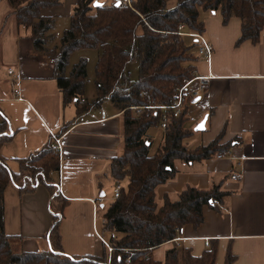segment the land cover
Wrapping results in <instances>:
<instances>
[{"label":"crops","instance_id":"1","mask_svg":"<svg viewBox=\"0 0 264 264\" xmlns=\"http://www.w3.org/2000/svg\"><path fill=\"white\" fill-rule=\"evenodd\" d=\"M124 1L95 2L111 6ZM76 2L62 0L61 5L42 12L43 17L56 20L49 48L60 47ZM176 4L172 0L168 8ZM201 20L214 52L209 62L199 59L196 63V76L208 78L209 86L200 101L193 102V115L199 120L197 125L206 116L208 120L206 129L194 131L187 145L190 149L208 146L222 134L220 144L230 143L229 152L201 162L176 161L178 172L156 189V201L161 207L166 196L175 202L188 187L207 191L220 184L229 196L223 204L213 203L219 209L204 207L199 227L185 226L174 241L153 249L151 255L160 261L168 250L178 247L199 257L217 245L216 264H225L229 253L235 257L233 264H264V33L257 44L237 45L242 35L239 18L224 24L221 12L216 11L202 12ZM186 38L190 45L195 43L194 38ZM52 61L36 48L24 28H18L10 3L0 1V119L6 117L7 131L14 133L0 153L9 169L18 173L19 160L43 148L72 122L60 137L59 190L68 200L59 226L63 250L79 258L107 252L111 262V234L104 231L99 218L112 202L104 190L114 185L110 165L123 153V112L111 101L80 115L74 103L64 106ZM16 83L20 96L15 94ZM233 174L241 180H232ZM100 198L105 202L97 203ZM4 202L6 235L22 236L26 253L48 251L47 234L54 221L48 189L39 186L32 194H22L11 182Z\"/></svg>","mask_w":264,"mask_h":264},{"label":"trees","instance_id":"2","mask_svg":"<svg viewBox=\"0 0 264 264\" xmlns=\"http://www.w3.org/2000/svg\"><path fill=\"white\" fill-rule=\"evenodd\" d=\"M3 1V0H0ZM13 8L18 28H24L36 48L55 59L56 80L63 105L75 104L78 115L101 108L111 101L123 111V153L112 160L109 175L114 186H121L117 199L105 208L104 231L114 235L110 264H216L217 245L201 256L190 249L173 248L163 262L151 251L177 238L187 225L199 227L204 222V207L217 208L213 202L224 203L229 193L216 185L210 190L188 187L178 200L168 196L161 207L156 201V189L177 174L176 161L201 162L229 152V144L220 145L222 134L208 146L190 149L185 141L194 134L185 127L188 110L179 117L157 110L134 111L133 108L170 106L178 89L196 76L199 58L193 53L197 42L188 46L183 33H204L202 12L220 11L223 23L233 18L242 22V35L237 45L251 41L257 44L264 33V0H132L130 6L94 7L96 0H77L70 27L63 33L59 48H49L54 39L55 18L42 16L44 10L55 8L62 0H5ZM96 14L92 15V11ZM185 31L180 32L179 26ZM100 50L95 66L96 99L82 103L88 82V62L82 59L67 75L70 57L80 50ZM137 63L139 75L133 79L130 65ZM164 116L166 117L164 119ZM166 128L163 141L152 154L151 128ZM65 124L55 135L62 137L72 126ZM6 117L0 119V151L14 133L8 135ZM54 138L40 150L19 160L20 171L12 172L0 153V264H108V253L101 257L69 256L62 246L60 221L68 200L59 190L60 154L53 148ZM128 180L126 186L123 182ZM13 182L22 194H32L39 186L48 189L54 221L47 238L50 249L26 253L22 236H8L4 231V192ZM229 253L225 264H233Z\"/></svg>","mask_w":264,"mask_h":264},{"label":"built area","instance_id":"3","mask_svg":"<svg viewBox=\"0 0 264 264\" xmlns=\"http://www.w3.org/2000/svg\"><path fill=\"white\" fill-rule=\"evenodd\" d=\"M125 5L130 6L132 3V0H125L123 2ZM185 30V26L184 25H180L179 26V31L183 32ZM183 35L185 36H189L192 37L194 39H196L197 42V53L196 55L198 56L199 59H204L206 61H210L211 57L213 55L214 52V48L212 43L206 39V37L204 36L203 33H183ZM54 62V61H52ZM10 71H13L12 69H10ZM17 78H19V76L17 75ZM18 89L15 91V94L17 96H20V89L19 83H16ZM208 86H209V79L205 78V77H199V76H195L194 78L185 81L184 85L178 89L177 92V97L176 99L173 101V103L170 106H150V107H138V108H133V109H148V110H157L160 109L164 112H171L173 114L174 117H179L183 110L185 108H187L188 106H190V104H192L194 102V100H196L197 98H202L207 90H208ZM82 103H85V100H82ZM166 117L164 116V119ZM162 127L165 129L166 128V123L163 122ZM11 132H8V135H10ZM54 145L53 148L55 150H57L60 154L61 152V145H60V139L59 138H55L54 137ZM231 179L234 181H240L241 180V176L238 174H233L231 176ZM120 189L121 186H117L114 188V199H117L120 193ZM104 198H100L98 199V203H103L104 202ZM214 204H218L217 201L213 202ZM103 224H106V220L103 219L102 220ZM109 247V252H113V248L111 245L108 244ZM20 264V263H18Z\"/></svg>","mask_w":264,"mask_h":264},{"label":"rangeland","instance_id":"4","mask_svg":"<svg viewBox=\"0 0 264 264\" xmlns=\"http://www.w3.org/2000/svg\"><path fill=\"white\" fill-rule=\"evenodd\" d=\"M176 2H177V0H176ZM91 14L94 15L95 13H91ZM185 42H186V44L188 46H190V40L188 38H185ZM60 44H61V40H60ZM99 54H100V50H88V49H84V50L77 51V52H75V53H73L71 55L70 61H69V66L67 68V75H69V73H70V71H71V69H72V67L74 65H76L77 63H79L82 59L87 60V62H88V82H87V85H86V88H85L84 97L86 96V98L89 100V102L86 101L85 99L84 100L88 104H91L96 99V90H95V83H94V81H95V66H96V63H97ZM130 72H131L132 78L134 80L138 78L139 69H138V64L137 63H134V64L130 65ZM194 106H196V105H194L193 103L190 104V109L188 111V120L185 123V127L187 129L193 131V132L195 131V129L197 128V126L202 122L201 121L197 125V123L199 122V120L198 119L196 120L195 117H194V115H193L194 110H195ZM142 110H145V109H134V111H136V112H139V111H142ZM163 131H164V128L161 126V127L151 128L148 131V133H147L148 136L153 139V144H152V148H151V153L152 154H154L158 150V148L160 147V145H161V143L163 141ZM191 140L192 139L186 140L185 141V144L187 145V143H190ZM188 145H187V147H188ZM127 183H128V180H125L123 182V186H126ZM114 188H115V186L112 185V184L106 186V188H105L104 191L106 193V197L107 198L114 199V193H113ZM104 202H105V200H104ZM52 207L55 208L54 204H53ZM103 213H104V211H102V214ZM103 219H105L103 216L101 218H99L100 223L104 226L105 224L102 223V220ZM110 234H111L110 240L111 239L113 240L114 235L112 233H110ZM109 261H110V258L108 259V264H110ZM163 261H164V259L160 260V262H163Z\"/></svg>","mask_w":264,"mask_h":264},{"label":"water","instance_id":"5","mask_svg":"<svg viewBox=\"0 0 264 264\" xmlns=\"http://www.w3.org/2000/svg\"><path fill=\"white\" fill-rule=\"evenodd\" d=\"M121 3H117L116 5L119 6ZM100 5V6H97ZM94 7L99 8L102 7V4L95 2L94 3ZM200 101V98H197L196 100H194V103H198ZM208 120V116H206L204 118V120L197 126V128L195 129L196 132H200V131H204L206 129V122ZM202 125V127H201Z\"/></svg>","mask_w":264,"mask_h":264},{"label":"snow or ice","instance_id":"6","mask_svg":"<svg viewBox=\"0 0 264 264\" xmlns=\"http://www.w3.org/2000/svg\"><path fill=\"white\" fill-rule=\"evenodd\" d=\"M97 6H100V5H97ZM201 127H202V125H201Z\"/></svg>","mask_w":264,"mask_h":264}]
</instances>
